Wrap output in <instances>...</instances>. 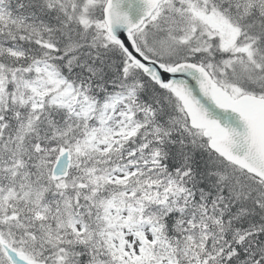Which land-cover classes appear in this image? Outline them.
Wrapping results in <instances>:
<instances>
[{
	"label": "snow or ice",
	"instance_id": "6c2138e0",
	"mask_svg": "<svg viewBox=\"0 0 264 264\" xmlns=\"http://www.w3.org/2000/svg\"><path fill=\"white\" fill-rule=\"evenodd\" d=\"M0 264H264V0H0Z\"/></svg>",
	"mask_w": 264,
	"mask_h": 264
}]
</instances>
